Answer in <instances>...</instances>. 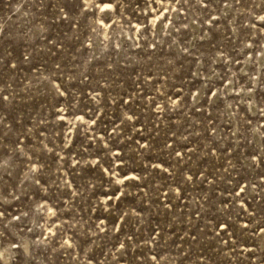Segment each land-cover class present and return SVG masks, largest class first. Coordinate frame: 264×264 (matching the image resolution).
<instances>
[{
  "label": "rangeland",
  "instance_id": "obj_1",
  "mask_svg": "<svg viewBox=\"0 0 264 264\" xmlns=\"http://www.w3.org/2000/svg\"><path fill=\"white\" fill-rule=\"evenodd\" d=\"M0 264H264V0H0Z\"/></svg>",
  "mask_w": 264,
  "mask_h": 264
},
{
  "label": "snow or ice",
  "instance_id": "obj_2",
  "mask_svg": "<svg viewBox=\"0 0 264 264\" xmlns=\"http://www.w3.org/2000/svg\"><path fill=\"white\" fill-rule=\"evenodd\" d=\"M107 7H110V5H108Z\"/></svg>",
  "mask_w": 264,
  "mask_h": 264
}]
</instances>
